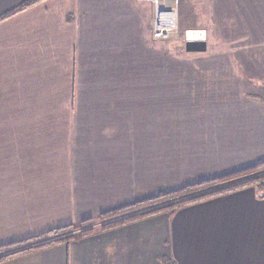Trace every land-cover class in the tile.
I'll return each instance as SVG.
<instances>
[{"label": "crops", "instance_id": "obj_1", "mask_svg": "<svg viewBox=\"0 0 264 264\" xmlns=\"http://www.w3.org/2000/svg\"><path fill=\"white\" fill-rule=\"evenodd\" d=\"M30 1L0 0V246L264 161V0H179L178 26L206 40L182 57L153 38L147 0L18 10ZM0 264H264V197L246 187Z\"/></svg>", "mask_w": 264, "mask_h": 264}, {"label": "trees", "instance_id": "obj_2", "mask_svg": "<svg viewBox=\"0 0 264 264\" xmlns=\"http://www.w3.org/2000/svg\"><path fill=\"white\" fill-rule=\"evenodd\" d=\"M37 1L39 0H32L18 10H22ZM246 187L256 189L260 196L264 197V161L222 176L188 183L175 190L159 191L151 196L107 210L94 217L51 229L39 236L1 245L0 262L56 243L69 242L77 236L101 232L158 213L173 214L186 205L232 193ZM95 223L102 224L95 228L91 227ZM84 228L87 229L74 233L76 230ZM24 246L27 247L21 249Z\"/></svg>", "mask_w": 264, "mask_h": 264}, {"label": "built area", "instance_id": "obj_3", "mask_svg": "<svg viewBox=\"0 0 264 264\" xmlns=\"http://www.w3.org/2000/svg\"><path fill=\"white\" fill-rule=\"evenodd\" d=\"M153 6L152 36L160 41L177 35L180 43L184 44L186 33L179 30L178 4L179 0H147Z\"/></svg>", "mask_w": 264, "mask_h": 264}, {"label": "water", "instance_id": "obj_4", "mask_svg": "<svg viewBox=\"0 0 264 264\" xmlns=\"http://www.w3.org/2000/svg\"><path fill=\"white\" fill-rule=\"evenodd\" d=\"M184 42V50L186 52H205L206 40L205 32L201 30L188 31Z\"/></svg>", "mask_w": 264, "mask_h": 264}, {"label": "rangeland", "instance_id": "obj_5", "mask_svg": "<svg viewBox=\"0 0 264 264\" xmlns=\"http://www.w3.org/2000/svg\"><path fill=\"white\" fill-rule=\"evenodd\" d=\"M179 30H180V31L182 30V28H181L180 26H179ZM168 44H169V46H170V44H171V48H174L173 51H172L170 54H178L180 57L185 56V55H184V51H183V47H184V46H183V44L180 43V41L178 40L177 35L172 36L171 38L167 39V41H166V40H162V41H160V49L166 51V50H167V46H168ZM167 51H168V50H167ZM259 87H261V85H259V86L257 87V90H258ZM260 94H261V95L258 94V97H257V93H256L253 97H254V98L256 97V99H258V100L264 102V100H263V99H264V93H263V92H260ZM251 98H252V97H251ZM101 224H102V223H95V224H93L91 227L95 228V227H97V226H99V225H101ZM85 229H87V228L76 230L74 233H75V234H76V233H79L80 231L85 230ZM74 233H73V234H74ZM25 247H27V246L21 247V249H22V248H25Z\"/></svg>", "mask_w": 264, "mask_h": 264}]
</instances>
